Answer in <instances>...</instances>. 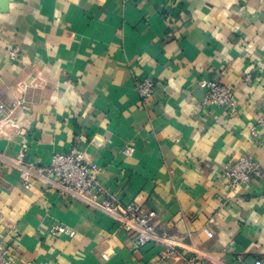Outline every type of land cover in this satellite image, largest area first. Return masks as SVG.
Segmentation results:
<instances>
[{"label":"crops","instance_id":"1","mask_svg":"<svg viewBox=\"0 0 264 264\" xmlns=\"http://www.w3.org/2000/svg\"><path fill=\"white\" fill-rule=\"evenodd\" d=\"M148 77L157 85L143 101ZM203 78L236 90V117L202 105ZM0 100L19 124L0 135V243L21 264H182L138 246L101 207L110 197L222 264L264 263V179L231 190L221 177L232 155L264 167V0H9ZM73 149L101 169L98 207L45 180L26 189L9 164L23 153L47 166ZM54 224L75 238L52 236Z\"/></svg>","mask_w":264,"mask_h":264},{"label":"built area","instance_id":"2","mask_svg":"<svg viewBox=\"0 0 264 264\" xmlns=\"http://www.w3.org/2000/svg\"><path fill=\"white\" fill-rule=\"evenodd\" d=\"M10 56L12 59L18 58V51L11 52ZM252 81L251 75L245 77V84H251ZM156 85V80L148 77L138 86V93L143 101L154 94ZM199 86L206 92L203 106L222 108L231 117L238 115V99L234 88L209 78L201 79ZM258 127L264 130V114L258 120ZM11 128L19 129L18 121L13 111L0 100V135ZM132 151L133 149L130 148L124 150V153L129 155ZM0 162H6L1 155ZM9 164L19 170L21 181L26 189L33 186L34 180H45L66 200L82 202L91 207H98L97 197L108 193L98 178L100 167L87 162L77 149H73L69 154L55 155L47 166L27 164L23 153L17 156L16 161H10ZM221 177L228 180L231 190H236L252 181L264 179V167L249 154L232 155L227 159ZM101 207L107 214L114 217L123 230L135 235L138 246L161 245L164 249L163 258L178 256L182 264H222L208 253L185 248L177 236L157 232L155 226L157 215L153 211H147L136 203L121 205L111 197L106 198ZM214 223L215 218H211L209 225ZM209 225L204 228V232L212 238L214 234ZM50 234L54 237L65 236L71 239L76 236L73 229L61 224L52 225ZM12 248L10 242L0 243V264H21L13 257ZM254 264L264 263L256 261Z\"/></svg>","mask_w":264,"mask_h":264},{"label":"water","instance_id":"3","mask_svg":"<svg viewBox=\"0 0 264 264\" xmlns=\"http://www.w3.org/2000/svg\"><path fill=\"white\" fill-rule=\"evenodd\" d=\"M9 0H0V11L8 12Z\"/></svg>","mask_w":264,"mask_h":264}]
</instances>
